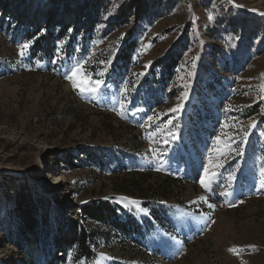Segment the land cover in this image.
Masks as SVG:
<instances>
[{"label": "rangeland", "instance_id": "1", "mask_svg": "<svg viewBox=\"0 0 264 264\" xmlns=\"http://www.w3.org/2000/svg\"><path fill=\"white\" fill-rule=\"evenodd\" d=\"M234 4L0 0V175L6 194L24 180L46 197L51 224L41 249L47 255L27 259L9 233L17 226L13 203L3 201L0 264H264V0ZM26 41L32 43L20 56ZM122 51L128 60L118 59ZM110 58V66L99 63ZM83 60L87 76L106 81L98 94L82 95L65 79ZM153 77L164 83L156 86ZM182 92L183 108L168 112ZM155 113L162 114L155 124L142 127ZM169 118L173 125L165 126ZM253 119L256 127L248 129ZM225 121L232 127L221 129ZM157 127L163 130L150 137ZM241 127L250 132L243 155L226 138L214 142ZM168 131L178 139L166 144ZM240 143L236 138L231 148ZM109 146L115 155L105 166L82 152ZM209 157L223 167L213 168L218 175L204 189L199 177ZM94 197L119 204L140 232L88 219L100 237L89 243V258L78 257L60 247V222L79 218Z\"/></svg>", "mask_w": 264, "mask_h": 264}, {"label": "trees", "instance_id": "2", "mask_svg": "<svg viewBox=\"0 0 264 264\" xmlns=\"http://www.w3.org/2000/svg\"><path fill=\"white\" fill-rule=\"evenodd\" d=\"M97 4V3H96ZM132 6L118 9V18L126 17L127 11H132ZM64 27V26H62ZM39 27L32 31V34L38 31ZM51 34V32H49ZM48 33V34H49ZM44 44V43H43ZM51 44L46 41L44 47L49 48ZM135 47L132 42L131 48ZM129 52L122 51L118 59L129 58ZM177 55L171 58L165 67L169 71L171 66L175 63ZM153 83L160 86L164 83V78L153 77ZM82 152L87 153V158L95 163L105 166L110 158L113 160L115 149L111 146L98 149L97 151L84 148ZM65 164L73 166L72 156L63 157ZM105 159L107 160L105 162ZM5 175H0V206L3 201H12L14 211L16 213L17 226L12 228L9 233L11 236L15 235V244L20 248L25 249L27 259L34 257L40 258L41 249L45 243L47 229L51 225L49 223V205L46 202V197L38 193L35 189L31 188L29 184L24 182H14L9 187V193H5V188L8 187L7 180H4ZM2 208H0L1 211ZM123 208L119 204L111 202L108 198L94 197L83 202L80 208L79 218L68 216L64 221L60 222L63 226L61 230V246L70 248L78 257L89 258L90 246L89 243H96L97 238L100 237V232L93 231L88 225L85 224L86 220L97 221L109 226L117 227L118 229L126 232L127 234H135L140 232V226L135 224L130 218H124Z\"/></svg>", "mask_w": 264, "mask_h": 264}, {"label": "snow or ice", "instance_id": "3", "mask_svg": "<svg viewBox=\"0 0 264 264\" xmlns=\"http://www.w3.org/2000/svg\"><path fill=\"white\" fill-rule=\"evenodd\" d=\"M229 3H233L234 4V0H229ZM235 7H242V5H235ZM255 11V10H254ZM261 15H264V13H261ZM209 20L213 19V15L211 13H209ZM69 31H71V29H69ZM125 34L122 33L121 37H123ZM32 43V41H26L25 43H23L22 45L19 46V55L20 56H24L25 51L30 47V44ZM63 43V42H61ZM199 57L197 56L196 58L193 59V64H195V60L198 59ZM111 58L107 61L101 60L99 63L101 65H111ZM87 63V60H83V61H77L75 64H73L70 68L69 71L65 74V79L71 81L72 87L76 90H78L80 92V94H84V93H91V94H98L99 91L101 90V87L104 86L106 84V81L103 79H95L93 80L91 77L87 76V74L85 73V65ZM151 62H148V64H150ZM148 64L145 65V68L148 67ZM107 72V68H104L102 71H100L98 73L99 76H104ZM133 75H140L143 76L144 73H139V74H133ZM264 75V74H262ZM123 91L126 93L127 92V86H126V82H125V86ZM188 98V93L187 92H182L181 93V97H178V99L180 100L179 103H177L174 107L168 109V112L170 113H177L178 111H180L183 106H184V101H186ZM119 108L121 109V115L124 114V109H125V103L123 101L120 102L119 104ZM139 111H143V109H140ZM160 115H162L161 113H155L154 115H148L147 116V121L150 123H146L145 125H142V127H149L152 124H155L156 120L160 117ZM256 120H251L249 125H248V129H253L256 127ZM173 125V118H169L166 121V125L165 126H171ZM221 129H228L230 127H232L231 125H229L226 121L222 122L220 125ZM163 129L160 127L156 128L155 132L150 133V137H154L156 135L157 132L162 131ZM250 132L249 130H245L244 127H241L239 132H234L232 133V135H229L228 132L224 131L220 134H217L214 136V142L215 143H219L222 139L226 138L229 143L228 145H226L227 147H229L231 149V151H235L237 156H241L244 154V148H243V144L247 141V138L249 136ZM262 135H264V133H262ZM167 136L170 138L169 139H165V143H169L170 141H175L176 139H178V135L173 132V131H168L167 132ZM236 138L239 139L240 146L238 148H231V144L236 142ZM216 151H219V149H216ZM157 151L153 152V156H157ZM223 153L221 152V155ZM219 167H223V164L218 162L215 165H213L212 163V159L211 157H209V161L207 165L203 166V171L202 174L199 177V183L200 185L204 188V189H210L211 185L213 183V181L215 180V178L217 177L218 173L216 171L213 170V168H219ZM157 171H159V169H157ZM262 172H264V169H261ZM231 175V173H230ZM225 195H228L227 192L224 193ZM107 199V197H106ZM132 204H135L136 201L133 199L130 201ZM240 203H243V201H240ZM234 205L230 204L229 207H232ZM210 207H214V205H210ZM147 211V210H144ZM212 223H215V221H212ZM205 225L207 226V218L205 219ZM254 247V246H251ZM229 251L232 252H236V248L233 247L231 249H229ZM103 255V254H101ZM98 264V262H97Z\"/></svg>", "mask_w": 264, "mask_h": 264}]
</instances>
